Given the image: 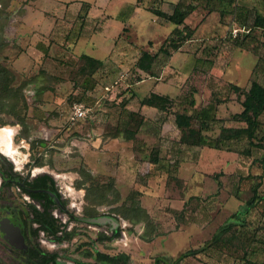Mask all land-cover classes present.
I'll list each match as a JSON object with an SVG mask.
<instances>
[{"label": "rangeland", "instance_id": "obj_1", "mask_svg": "<svg viewBox=\"0 0 264 264\" xmlns=\"http://www.w3.org/2000/svg\"><path fill=\"white\" fill-rule=\"evenodd\" d=\"M40 1L43 0H2L3 6L0 5V41L4 40V47L0 48V64L15 72V86L21 84V92L27 104L26 111H22L25 115L23 126L11 114L0 113V127H13L12 142L19 151L14 161L4 153L2 155L1 151L0 154L5 156L17 173L29 175L35 170V174L54 180L56 189L61 192L64 200L75 204L69 210L76 216L106 218L103 223L70 224L76 235L68 244L58 247L61 254L78 258L84 263L94 262L95 252L101 251L111 255L125 253L127 257L119 264H154L156 259L158 264H174L180 253L200 247L232 213L243 211L251 185L247 176L250 172H262L264 176V165L258 166L249 157L236 152L205 146L181 147L178 144L179 131L174 124L173 112L183 108L190 110L188 101L192 96L196 101L192 110L219 100L215 113L217 119L209 122L206 134L216 136L220 126H244V123L230 120L231 114L240 111L241 106L239 98L229 89L228 84L234 82L246 90L251 88L252 80L264 85V30L253 27L246 38H224L228 28L234 25L232 23H238V19L230 13L221 15L214 10L206 15V11H202L207 29L199 33L195 42H191L192 47H186L189 51L177 52L169 61V58L161 56L155 64L157 74L161 73L163 66L168 65L166 72L156 82L161 83L162 91L169 92L175 100L172 108L168 110L169 113L150 111L146 113L150 117L143 121L146 123L140 124L145 115L132 111L126 124L120 122L123 113H118V110L128 102L136 108L140 98L148 95L155 81L141 73L143 82L135 84L137 72L133 69L134 58L131 57L126 66L119 68L126 79L114 91L118 102H115L116 99L102 98L111 118L104 121L103 116L95 122H81L67 130L66 114L70 102L74 98H81L85 103L93 104L102 94V81L95 72L94 76L84 82L81 77L76 76L73 69H68L67 66H78V61L60 56L64 45L54 47L60 64H53L50 69L37 57L32 63L23 66L21 64L16 68L12 66L23 46L30 41L21 40V35L17 32V16L29 9L23 6L34 7L36 4L40 5ZM50 1L57 7L52 12L60 22V32L72 29L74 35L78 33L88 6L82 4L77 11L74 7L77 0ZM78 1H95L93 4L96 6L91 11V17H99L101 10L108 15L106 21L100 20V30L96 34L100 36L103 50L109 49L110 44L106 41L104 46L105 41L102 38H112L121 31L124 32L122 37L139 46L146 40H152L158 45L171 28L164 25L168 22L167 19L152 11L162 8L159 0H146L144 8L147 11H137L140 16L131 15V8L124 7L126 3L130 5L134 0ZM247 2L253 9L264 14L262 0ZM68 5L69 8H65ZM164 9L163 13L167 16L171 7L166 6ZM227 9L230 11L231 7L224 10ZM39 16L41 14L37 13V20ZM201 16L192 14L188 22L193 24ZM155 17L161 18V23ZM96 20H84L85 29L77 47L79 52L88 51L83 45L86 46L88 31L97 26ZM214 38L223 39L216 44L217 40ZM45 68L56 75H47L49 71ZM40 70L44 79L39 82V88L42 87L44 91L34 99L29 92L34 90L35 81L30 82L31 84H27V81L33 80ZM47 76L69 79L70 83ZM260 121L264 126V113L260 116ZM139 127L142 130L147 129L150 134L140 133L129 145L138 154L134 156L135 163L132 164L133 161L127 154L123 156L121 152L123 145L111 138V135L123 131V128L135 130ZM161 130H164L162 135ZM96 138L98 139L95 144ZM163 142L166 144L163 148L165 152L162 153L164 165H149L147 160L151 151L157 143ZM234 146L241 150L246 147V143L242 140ZM122 165L127 167L124 176L121 174ZM83 168L92 170L93 183L102 185L103 196L98 198L90 194L89 199H86L84 188L75 186L84 182V178L79 175ZM175 179L180 182H174ZM81 186L89 187L90 183L85 182ZM260 192H264V178ZM131 200L149 210L148 223H131L125 218L132 213L129 212ZM241 217L246 220L249 230L260 228L264 221L263 215L256 209ZM62 219L58 218L59 226L68 223H63ZM114 228L120 230L118 237L97 240L99 235H111ZM252 259L264 264V253L256 254ZM244 260L240 250L227 252L208 249L194 256L184 257L178 264H245ZM65 264L72 263L67 261Z\"/></svg>", "mask_w": 264, "mask_h": 264}, {"label": "trees", "instance_id": "obj_2", "mask_svg": "<svg viewBox=\"0 0 264 264\" xmlns=\"http://www.w3.org/2000/svg\"><path fill=\"white\" fill-rule=\"evenodd\" d=\"M234 3L235 0H179L177 3L173 4L172 12L167 16L159 9H153L152 11L156 15L167 19L173 24V27L155 51H141L133 65V69L137 72L136 81L141 80V73L152 76L155 73V64L161 56L169 58L174 51L181 47V45L193 38L195 29L185 23V18L198 6L207 10L208 13L215 10L220 12L221 15L226 13L234 14L233 16L238 19L239 26H243L246 29L243 33L239 34V37L242 39L250 34L253 27L264 30L263 13H260L255 8L236 6ZM0 5L3 6L2 0H0ZM216 5H218V7H216ZM229 7H231L230 11H228L229 9L224 10ZM229 28L224 38H230L228 34ZM239 37L235 39H239ZM214 39L217 40V44L223 38ZM2 47H4V40L0 41V48ZM77 61L78 66L76 65L73 71H75L77 77L82 78V81H86V79L92 77L102 65L101 60L83 53L78 56ZM137 70H139L140 73ZM15 82V72L9 67L0 64V113L11 114L23 126L25 115L22 114V111H26L27 104L21 92V84L15 86ZM228 85L229 89L239 98V104L241 106L240 111L231 114L230 120L241 122L245 125L240 127L220 126L216 136L211 137L207 135L206 131L208 130L209 122H213L217 119L215 113L216 107L220 101L216 100L209 102L207 105L201 106L197 110H192L196 106L195 98L192 96L188 101L189 107L192 109L186 110L183 108L181 111L174 110L173 112L174 124L179 131L178 144L186 146H205L216 150L236 152L240 155L249 157L252 163L263 166L264 126L260 121V116L264 113V85L256 80H252V86L249 90L242 89L239 85L234 83H229ZM174 102L175 100L172 96L155 92H150L139 100L140 105L155 108L158 112L163 114H166L168 110L172 108ZM143 121L144 120L141 119L140 124L144 123ZM195 122L196 125H194ZM136 130L137 129L128 130L123 128V131H117L112 136L116 137L123 133L122 136L129 139L135 135ZM242 140L245 141L246 147L241 150L237 149L234 145H237V143ZM31 147L33 146L31 145ZM159 155L160 148L159 146H155L150 153L148 161L157 164L160 158ZM2 167L5 166L3 165ZM79 175L84 178V182H79L75 186L84 188L86 199H89L90 194L98 198L99 196H103L104 190L102 189V185L93 183V175H91L86 168L81 169ZM247 177L251 185L249 187V196H247L244 201L243 211L232 213L200 247L187 249L180 253L174 260V264H178L184 257L194 256L208 249H217L218 251L224 250L227 252H236L240 250L245 259V264H261L252 258L256 254L264 253V221L260 228L249 230L246 227V220L241 216L247 214L252 209H256L260 211L264 219V192H260L264 176L262 172H250ZM176 181L180 182L175 179L174 182ZM85 182H89L90 186H81ZM183 183L185 184L184 181ZM188 199H190V197ZM129 209V212L132 213L125 218L131 223L139 221L145 223L149 222L147 211L142 206L135 203L134 200H131ZM91 218H95V216H91ZM119 233L120 230L114 228L111 235H99L97 240H111L118 237ZM70 237V235L67 236V239ZM60 239H62V237H60ZM94 257L96 260L94 264H100L98 263L99 261L101 264H119L121 261H124L127 255L125 253L111 255L96 251ZM154 264H158V259L155 260Z\"/></svg>", "mask_w": 264, "mask_h": 264}, {"label": "crops", "instance_id": "obj_3", "mask_svg": "<svg viewBox=\"0 0 264 264\" xmlns=\"http://www.w3.org/2000/svg\"><path fill=\"white\" fill-rule=\"evenodd\" d=\"M178 1L179 0H159L160 5L162 6V8L161 7L159 8V10L163 12V11H165L164 8H166V6L167 7L170 6L171 7V11L169 12V14H170L172 12L173 4L177 3ZM242 1H245V2L238 3L235 0L234 5L240 6V7L243 6L246 8H252L253 7L249 4V2H247V0H242ZM262 1L264 2V0H262ZM56 2H57V0H56ZM94 2L95 1H93V3ZM145 2H146V0H134L133 2H131L130 5H127V3H126L124 5V7L128 6L129 8H131V10H132V11L130 10L132 12L131 15L140 16L137 14V11L138 12L140 10H142V12L147 11L144 8ZM39 3H40V5L36 4L34 7L30 6V5L23 6L25 9L26 8H29V9L25 10L24 13H22L21 15L17 16V18H18L17 32L20 33L21 40H30V41H28L23 46V50L17 56V58L14 59V61L12 62V66L14 68H16L21 64L23 66L24 64H27L29 62L32 63V62H34V59H36L35 57H37L38 59L39 58L42 59L43 62L45 63V65L48 67V69H50V67L53 64H56V63L60 64V60L57 57V53H56L54 47L58 48V47L64 45V47H62L63 52L60 53V56H64V58H66V59L74 58L77 61L78 56L83 53V54H87L93 58H96V59H99L102 61L101 67L96 72L101 77V81H102V83L100 84L101 87L104 84L110 83L112 80L117 78L119 73H121L119 68L126 66V64H128V62L131 60V57L134 58L133 59L134 61L132 62V65H134L135 61L139 57L142 50H150L152 52L155 51L159 47V45L163 42V40L166 38V36L169 34V32L171 31V29L173 27V24L170 23L169 21L166 23L163 22V24L165 23L164 25H168L171 28L168 31V33L165 35L162 42L158 45L154 44L152 40H146V42L144 44L139 46V45L135 44L134 42L129 41L127 38L122 37V34L124 32L121 31V33H118L117 35L113 36L112 38H109V39L102 38L103 41H105V42H103L104 46L106 45V41L107 42L109 41L108 44H110L109 49L103 50L101 48L102 42H100V36H96V34H98L97 31L100 30V26H99L100 20L106 21L108 19V15H106L105 12L103 10H101V14L99 17H91V14H92L91 11H92L93 7L96 6L95 4L91 3L90 1L86 2V1H78V0L74 3L75 4L74 7L76 8L77 11H79L81 9L82 4H86L88 6L87 13L85 14L84 17H82V24L79 25L80 31L74 35L73 32L71 31L72 29L62 30L60 32V30H59L60 29L59 28L60 22L56 20V17H54L55 15L52 12V10H54V9L57 10L56 9L57 7L55 6L56 4L55 5L51 4L50 0H45V1L43 0L42 2L40 1ZM69 5L65 6V8L68 9ZM31 7H33V8H31ZM40 7H42V9H39ZM44 8H46V10ZM199 8H200V11L198 10ZM49 10H51V11H49ZM202 11H204V12L206 11L205 14L207 13V10H205L201 6H198V7H196V9L193 12H191L185 18V23H187L190 27L195 29L194 36L192 39H190L189 41H187L183 45H181V47L178 50L174 51L172 53V55L169 57L168 61L170 59H172L174 57V54L177 52L180 53V52H184V51H189V50H187L186 47H189V46L192 47L193 44L191 42H195L196 39H198V37L200 35L199 33L203 32V30L207 29L206 24L204 22L205 21L204 20L205 14L203 15ZM51 12H52V14H51ZM37 13L41 14V16H39L38 20H37ZM192 14H198L200 16L203 15V17L201 16V17L195 19L196 22L191 24V22H188V19H189L190 15H192ZM87 18H91L92 20L97 19L96 20L97 26L93 27V29L91 31H88V33H87L88 34V37H87L88 40H86L87 41L86 46L83 45V47H85V49H87L88 51L86 53H84V52H82V50L79 52L77 47H78L79 41L81 40V37H82V31L85 29L84 28L85 27L84 22L86 21ZM155 19L157 22L161 23V20H159L161 18L155 17ZM232 24H238V23L235 22ZM216 29H217V27H216ZM197 32H198V34H197ZM51 40H54L55 42H53ZM65 44H66V46H65ZM145 44H147L146 47H145ZM197 47L195 49H197ZM103 51H104V53H103ZM93 54H96L98 56L93 55ZM61 65H63V63H61ZM167 66L168 65L166 64L165 66L162 67L163 69L160 71L161 73H158L159 75L157 74L156 68L154 67L155 73L152 76H148V78H154L155 79L154 86L149 89V93L155 92L158 94H163V95L168 94L169 96H171V94L169 92L162 91V88H160V86L162 85L161 83L156 82V81H159L161 78V75L166 72ZM67 68L68 69H74L72 66L71 67L67 66ZM41 71L42 70H40V72H37L38 74H36L35 78H32L33 80L27 81V84H31L30 82H32V81L36 82V83L35 82L33 83L34 90L29 92L30 95H33L34 99L37 98L39 96V94H41L42 91H44L42 87L39 88L40 87L39 85H41V83H39V82L44 79V76H43V74H41L42 73ZM47 71H49V74L47 72V75H56V73L51 74V73H54L51 70H47ZM137 71L140 73L139 70H137ZM47 77H50L53 80L63 81V83H70L69 79L62 80L58 77L54 78V76H47ZM143 80L144 79H141L140 81H135V84L143 82ZM37 81H38V83H37ZM86 81H87V79H86ZM86 81H84V82H86ZM231 83H234V82H231ZM130 85L131 84H129V85L127 84V86H130ZM157 87H159L158 90H157ZM83 94L84 93L82 92V95ZM143 97H141V98H143ZM112 99H116L115 102H118L117 96L113 95L111 97V100ZM136 108H133L131 106L130 102L123 105V108L118 110V113H123L120 116L121 117L120 122L126 124V122L129 120L128 115L132 114L133 113L132 111H139V113H141L142 116L145 115V116H143L144 121H146V119L148 117H150V116L146 115V113H148L150 111H156L155 113L161 114L160 112H157V110L155 108L148 107L146 105H140L139 101H138V106ZM115 111H117V110H115ZM105 116L106 117L104 118V121H108L109 117L111 118V115H110V113L108 114V112H106ZM116 119H117V116H116ZM144 123H146V122H144ZM139 130H142V127H139L136 130L135 135L129 139L124 138L122 135H118L116 137H113L111 135L112 136L111 138L120 142V145H123V146H121L122 147L121 152H123V156L127 154V157H129L131 159V161H133L132 164L135 163V160H134L135 157L134 156L138 155V154L136 153L134 148L130 147L129 145H131V143L134 142L135 137H137V135H139L140 133L150 134V133H148L149 131L147 129L145 130V128L142 131H139ZM163 131L164 130H161V133H160L161 135L164 133ZM13 134H14L13 127H0V136L2 137V138L0 137L1 138L0 139V149L2 150V152L5 153V155H7L11 160L14 161L15 159H17L16 156L19 154V151L13 145V142H12ZM97 139L98 138H96V140L94 141L95 144L97 142ZM179 145L181 147L186 146V145H181V144H179ZM155 146L156 147L159 146V148H160V155H159L160 158H159V161L157 164L159 166L164 165L163 163H165V160L163 159L162 153L164 151L163 148L166 146V144H165V142H163V144L157 143ZM188 147H193V146H188ZM170 148H171V146H170ZM147 163L149 165H152V164L156 165L155 163H151L148 160H147ZM126 168L123 165L121 166V174L122 175L124 174ZM87 170L91 173V175H93L92 174L93 172L91 169H87ZM142 207L146 209L145 206L142 205ZM146 211L149 214V210L146 209Z\"/></svg>", "mask_w": 264, "mask_h": 264}, {"label": "flooded vegetation", "instance_id": "obj_4", "mask_svg": "<svg viewBox=\"0 0 264 264\" xmlns=\"http://www.w3.org/2000/svg\"><path fill=\"white\" fill-rule=\"evenodd\" d=\"M2 155L0 264H65L67 261L72 264L96 263V260L84 263L78 258L65 256L58 249L75 238L76 233L70 224H91V217L76 216L70 212L69 207L75 204L64 200L54 180L35 174V170L29 175L17 173ZM58 218L68 223L59 226ZM69 235L71 237L67 239ZM98 263L101 264L100 261Z\"/></svg>", "mask_w": 264, "mask_h": 264}, {"label": "built area", "instance_id": "obj_5", "mask_svg": "<svg viewBox=\"0 0 264 264\" xmlns=\"http://www.w3.org/2000/svg\"><path fill=\"white\" fill-rule=\"evenodd\" d=\"M246 29L243 26H236L235 24L229 28V37L237 38L239 34L243 33ZM126 79L124 73H119L117 78L112 80L110 83L104 84L101 87L102 94L99 99L95 100L93 104H87L81 99H73L70 102L67 114H66V125L67 130L71 127L76 126L78 123L100 120L101 117H106L107 110L102 103V98L106 97L111 99L114 95V91ZM99 114V116H98Z\"/></svg>", "mask_w": 264, "mask_h": 264}, {"label": "water", "instance_id": "obj_6", "mask_svg": "<svg viewBox=\"0 0 264 264\" xmlns=\"http://www.w3.org/2000/svg\"><path fill=\"white\" fill-rule=\"evenodd\" d=\"M106 218L105 217H100V218H90L89 221L93 223H103L105 222Z\"/></svg>", "mask_w": 264, "mask_h": 264}, {"label": "bare ground", "instance_id": "obj_7", "mask_svg": "<svg viewBox=\"0 0 264 264\" xmlns=\"http://www.w3.org/2000/svg\"><path fill=\"white\" fill-rule=\"evenodd\" d=\"M9 130H10V129H9ZM4 131H5V130H4ZM0 137H1V136H0ZM1 138H2V137H1ZM1 138H0V139H1ZM4 149H5V148H4ZM9 153H10V152H9ZM14 156H15V155H14Z\"/></svg>", "mask_w": 264, "mask_h": 264}]
</instances>
